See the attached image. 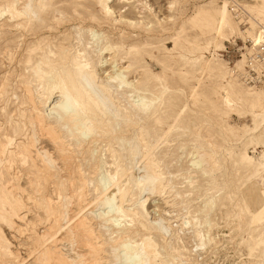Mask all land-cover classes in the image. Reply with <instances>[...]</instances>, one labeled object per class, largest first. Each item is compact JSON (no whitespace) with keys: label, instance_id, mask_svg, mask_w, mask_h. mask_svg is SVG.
Wrapping results in <instances>:
<instances>
[{"label":"bare ground","instance_id":"1","mask_svg":"<svg viewBox=\"0 0 264 264\" xmlns=\"http://www.w3.org/2000/svg\"><path fill=\"white\" fill-rule=\"evenodd\" d=\"M210 1L207 6H196L185 17L191 26L199 29L202 41L183 40L181 44L176 32L172 36L174 47L193 54L207 45L219 48L222 39L234 32L242 36L243 32L237 30L229 15V1L222 0L216 7ZM249 1V11L257 17L264 16V0ZM97 3L109 25L119 21L112 15L114 11L108 0H97ZM53 4L52 0H0V21L5 18L0 22V38L5 35L6 26L18 33L19 42L11 46L4 37L6 42L2 46L10 66H4L0 75V264L25 261L18 250L12 249L4 228L19 235H27L25 231L30 233L26 236V255L33 264H192L188 256L181 257L186 243L179 232L185 226L194 227L201 222L185 203L186 192L194 188L192 178L185 176L187 185L177 189V176L185 169L189 175L200 172L212 179L222 167L219 155L223 150H214L217 147L214 148L213 139L205 137L203 142L197 141L202 137L199 126L192 128L194 143L189 150L181 145L168 148L167 142L173 140L166 137L171 125L165 132L151 134L146 120L161 126L171 117L174 125L188 126L182 123L179 114L163 111L165 106L170 107V100L166 99V86L151 82L158 79L157 75L143 69L139 82L130 80L125 72H129L132 62L118 65V61L128 56L138 61L130 55V50L146 43L129 44L117 57V43H126L127 33L123 29L118 31V41L112 42L101 29H95L98 16L94 12L90 11L86 19L81 16L86 5L81 4L83 7L79 9L75 2L64 8H54ZM86 21L91 24L86 26L87 35L82 31ZM124 22L127 26L134 24L130 20ZM70 24L77 27L59 31ZM109 29L112 31L110 26ZM256 38L251 47L258 45L260 33ZM106 54L113 56L111 70L105 69ZM198 57H186L184 64L190 67L197 61L201 72L209 74L208 70L213 69L211 61H198ZM262 63L264 66V60ZM224 69L217 68L219 78L228 74L230 79H225V84H216L224 95L217 94L216 89H211L216 93V100L207 97L208 92L202 95L218 116L232 112L233 105L249 111L252 127L237 128L220 122L215 126L223 143L228 145L226 155L231 141L238 142L240 148L232 163L255 180L252 204L242 206L239 198L235 205L231 202L232 208L225 210V214L229 219L238 220L249 215L244 220L249 230L248 252L259 250L261 260L242 264H264V226L261 233H253L254 228H249L264 219V188L256 182L259 178L264 183V92L245 87L231 77L230 72L241 69L238 62L233 68ZM189 92L191 100L200 95L193 86H189ZM9 102L14 104L12 110ZM186 106L187 102L181 108ZM249 144L262 147L259 159H253L246 152ZM178 149L188 155L187 164L185 168L175 166L171 171L168 164L175 159L172 151ZM16 165L24 168L15 170ZM22 176L26 177L28 192L20 184ZM223 187L215 191V196L204 197L202 207L197 210L207 214ZM154 194L169 198L164 203L170 205L172 213L176 212L175 217L181 218L179 226L172 228L174 224L163 222L161 216L157 220V217L146 218V200ZM27 201L39 212L33 220L27 218L30 208ZM183 209L185 214L180 213ZM210 221L206 217L204 229L190 230L192 239L196 238L201 246L213 240ZM236 225L239 227V222ZM38 226L43 230L38 231ZM168 229L172 230L174 241L165 236Z\"/></svg>","mask_w":264,"mask_h":264},{"label":"rangeland","instance_id":"2","mask_svg":"<svg viewBox=\"0 0 264 264\" xmlns=\"http://www.w3.org/2000/svg\"><path fill=\"white\" fill-rule=\"evenodd\" d=\"M209 1L210 0H108V5L114 11L112 15L119 19V21L112 23L111 25L107 23L108 21L103 19L104 17L101 13L102 7L99 3H97V0H52L54 3L52 6L54 8H64L75 2L77 3L76 7L81 9L83 7L81 4L86 5L87 7L84 8L85 11L82 10L83 12L81 13V16H84L86 19L90 11L92 13L94 12L98 16L97 23L94 25L95 29L97 27L98 30L101 29L102 32L108 35L112 42L118 41V31L119 29H123V31L127 33L125 36V38L127 37L125 39L126 43L123 45L117 43L118 51L115 52L117 57L122 55V49L126 50L129 47V44H135L140 41L146 43L130 50V55H133V57L136 56L138 61L135 59H130L128 56L125 58V60L122 59V61H118V63H120L118 65L125 66L129 60L132 62L129 72H125L130 80L132 78L134 81L139 82L142 79L143 69H147L152 74L157 75L158 79H152L151 82L154 84L158 83L157 85L160 86H166V99L170 100V107L168 108L165 106L163 111L167 110V113L179 114L183 118L182 123L188 126L182 128L183 126H181V124L177 126L174 125L171 117H167V119L164 121L165 123L161 126L154 125L152 120H146L145 125L149 128L151 134H160L165 132L168 129V125H171V131L168 133L169 135H166V137L173 138V140L167 142L169 144H166L169 146L168 148L175 149L181 145L180 147H184L186 150H189L190 146H192L194 143V131L192 128L199 126L198 130L201 129L199 134L202 137L197 141L203 142L204 139L206 140V138H208L207 140L210 141L213 139L212 144L215 143V145L213 144L214 148H218L214 150H223L219 155V160L222 162V167L215 171L216 174L214 173V177L212 179H208L205 174H201L200 172L191 173L189 175L185 172V169L182 171L183 173L181 176H177L176 182L178 183L175 185L177 189H183L185 185H187L186 180H184L185 176H190L192 178V185L194 188L191 191L186 192L185 196L188 201L185 203L191 212L194 211L192 213L197 217V220L201 222L200 225L196 224L194 227L191 225H188V227L185 226L183 229L184 231L182 230L179 232L180 236H182V239L186 243V249L181 250L183 253V256L181 257L188 256L192 264H242L243 262L253 263L260 261L261 256L259 250L255 251L254 253L248 252L247 243L250 242L248 235L249 230L246 229L244 220H247L249 215L246 214L245 217L242 218L243 220H238L236 217L229 219L225 214V210H230L232 208V206H230L231 202L233 205H235L234 202L238 203L239 198L240 202L242 201V206L247 205V207H249L252 204V198L255 196V185L252 184V182H255V180L253 181L251 177L247 176V172L240 166L232 163V160L236 158V154L240 148L238 142L231 141V146L228 147L230 149L229 154L226 155L225 148H227L228 145L223 143L222 136L215 126L217 122H220L222 124L237 128H241L244 125L252 127V118L249 111L247 109L241 108L239 105H233L232 112L230 110L226 112V114L218 116L217 113L212 111V108L206 101V96L202 95V93L208 92L207 97L211 99L213 98L212 100H216V93L211 92V89H216L217 94L223 96L224 91L221 88L216 87V84H225V79L229 80L230 76L228 74H224V77L220 79L217 68H233L236 62H238L240 65L241 69L239 71H244L245 74L243 75L239 71H233L230 72L231 77L241 82V84L245 87H251L260 92H264V83L256 85L248 82L247 80V77L250 75V70H254L257 73H260L262 70V72H264V66L262 63L264 60V54L259 56L256 55L254 51L256 47L251 46L243 47L239 52V55H237L236 52V47L237 45H240V41L244 42L245 40L250 39L252 45V42L257 39L256 37L258 36V33H260V40L256 46L257 48L259 47L261 40L264 39V16L257 17L254 13L249 11L250 6L247 4V2H250L249 0H243L246 2L239 3L238 1L242 0H228L229 4L227 8L229 15L235 23L237 30L243 32L242 36H240L241 38L236 34V32H234L232 36H227L222 39V45L219 48H213L211 45H207L206 49H198L193 54L185 53L179 48V46L174 47L172 44V36H176V32L179 35L178 40L181 44L184 43L183 40L188 42H191L192 39H196L199 42L202 41L203 38L200 35L199 29L195 26H191L185 20V17L191 15L196 6H207V2ZM211 1L210 2L212 6L216 7L221 4L222 0ZM256 1L257 0H254V2ZM236 4H239V6H235ZM99 17H102V19H99ZM4 20L5 18L0 22H4ZM124 20H130L134 22V24L132 26H127ZM6 21L9 22L7 19ZM241 23H245V25L241 26ZM83 25L85 27L82 31L85 35H87V32L85 31L87 28L86 26L91 24H89V21H86L83 23ZM109 26L112 28V31H110ZM76 27L77 25L70 24L69 26L66 25L60 28L59 31H63L65 28L73 30ZM4 28L7 31L5 30V35L0 38V75L4 66H10L9 61L2 50V46L6 42L4 41V37H7V40L10 41L11 46H13L15 43H19L17 40L18 33L15 32L14 29L8 30V27L6 26H4ZM26 39L29 41L30 36H27ZM103 41L104 40H102V42ZM233 42H236V45ZM225 49L226 52H224ZM179 54H182L183 56L179 57ZM105 56L108 61H106L104 64L105 69L111 70L112 67L110 65H113V56H109V54H106ZM195 56H199L198 61L205 59L211 61L210 64L213 69L208 70L209 74H204V72H201L197 64L199 62L197 61L193 62L190 67L184 64V58H193ZM186 70L190 71L186 72ZM189 86L196 87L197 91L200 93V95L195 100H191V98H189ZM186 102L187 106L185 108H181ZM13 105L14 104L9 102V109L12 110ZM181 109H183L182 113H180ZM161 146L162 145H160V148ZM162 149H164V147H162ZM261 150L262 147L260 145L249 144L246 146V152L255 160L259 159ZM172 152V157L176 160L174 159L171 164H168V169L172 171L173 167L178 165L182 166V168H185L188 155L179 149L177 151L173 150ZM218 154L219 153H217V155ZM23 168L24 167L20 165H16L15 170H21ZM25 178V176L20 178V184L27 190L26 192H28L29 188ZM224 180L226 181V185H223ZM256 182H258V184L264 188V183L260 182L259 178L256 179ZM222 187L225 189L219 190V199L215 200V205L213 208L205 215L199 212L197 209L202 207L203 202L205 201L204 197L211 194H214L215 196V191ZM236 196H238V199ZM160 197L161 198H159L158 195L155 196V194L148 197L149 199L146 200L147 202L145 204L147 211L146 218L148 220H152L157 217L155 219L157 220L158 217L161 216L165 220L163 222L167 221L168 223H171L170 226L174 224L172 228L179 226L181 223V218L179 216L175 217L174 213L176 212L173 211L174 213H172L170 205L164 203V200H168L169 198L165 199L164 196ZM243 197L246 198L243 200ZM27 204L28 207H30L28 211L30 214L27 213V218L29 220H33L36 212H39L33 208L29 201H27ZM199 204H201V206ZM179 208L180 206L177 207V209ZM233 209L236 208L233 206ZM180 213L185 214V209L180 210ZM206 217L211 220L210 237L213 238V240L211 242L205 241L204 247L199 245V242L196 238L192 239L191 234L193 228L195 227L197 230H202L205 228L203 220ZM238 222L240 224L239 227L236 225ZM263 226L264 219H262L259 223H253L249 225V228H254L253 233H261ZM36 229H39L38 231L43 230V228H40V226H38ZM23 233H27V235H19L14 231L9 232V230L4 228V234L11 242L13 247L12 249L14 251L18 250L17 252L23 256V258H25L23 264H33L32 259L29 258L30 256L26 255V247L28 245L26 244V236H30V233L28 231ZM165 236H167L168 240L174 241L172 230L168 229V231L165 233ZM158 240L160 241V239ZM175 242L177 241L175 240ZM20 243L23 245L21 246ZM14 247L17 248L15 249Z\"/></svg>","mask_w":264,"mask_h":264},{"label":"built area","instance_id":"3","mask_svg":"<svg viewBox=\"0 0 264 264\" xmlns=\"http://www.w3.org/2000/svg\"><path fill=\"white\" fill-rule=\"evenodd\" d=\"M244 25H245V23H241V26H244ZM233 43H235V45H236V42H233ZM246 46H248V47L251 46L250 39H247L244 42L240 41V45H237V47H236L237 55H239L240 54L239 52L241 51V49L243 47H246ZM225 48H226V46H225ZM254 51H255V54L258 56L261 54H264V39L261 40L259 47L257 48V46H256ZM224 52H226V49L224 50ZM249 74L250 75L247 77L248 82L256 84V85H260V84L264 83V72L261 71L260 73H257L254 70H250Z\"/></svg>","mask_w":264,"mask_h":264}]
</instances>
